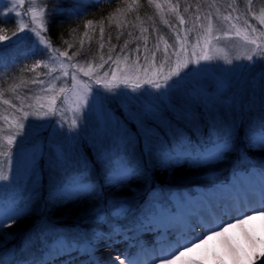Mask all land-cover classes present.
Returning a JSON list of instances; mask_svg holds the SVG:
<instances>
[{"label": "snow or ice", "instance_id": "6c2138e0", "mask_svg": "<svg viewBox=\"0 0 264 264\" xmlns=\"http://www.w3.org/2000/svg\"><path fill=\"white\" fill-rule=\"evenodd\" d=\"M6 2H10L12 7L0 14L4 20L11 18L18 6L24 7L26 4V0H0V8ZM94 2L96 4L111 3L112 0H94ZM146 2L155 8L160 21L175 37L173 43L170 44L163 35H157L155 43L149 47V35H147L149 30L143 26L145 21L139 15V9L142 6L141 0H122L123 6L118 4L107 16H101L96 21L87 19L84 22V31L79 35L77 28H71L69 32L71 40L64 39L63 33L58 34L57 38L67 46L63 51L60 47H54L48 29L51 16L63 13H60L58 8H53L51 12L47 13L49 18L46 19L47 5L39 7L37 0H31V4L27 7L26 15L30 14L29 23H23L22 20L18 22L17 31H13L11 36L0 34V42L11 41L13 38L18 41L21 39L19 34L28 30L30 34L38 38V46L43 56V58L35 59L31 65H24L20 68L18 78H15L6 88L0 85V156L5 157L9 165L12 160V147L17 143V137L25 131L26 127H31L30 124L26 125L25 123L28 118L30 116L55 115L57 100L63 97L66 101L68 93H72L75 97L76 112L85 106L98 110L109 131L114 130L120 140L127 144H132L142 138L145 151L151 155L156 134L152 128L147 127L146 121L149 115H155V106H145L142 110L137 111H132L130 107L124 106L127 120L135 124L136 132L133 133L123 121L106 108V101L111 98L127 96L126 92L117 91L121 89V86L131 88L133 92L143 89L141 94L148 93L150 95L149 88L156 89L158 90L157 99H159L175 89L188 76L204 71L205 68L201 65V61L220 58L221 53L225 51V48L220 46L221 42H224L226 46L233 38H239L242 41L243 49L234 59L257 63L264 59V31L261 30L264 28V0H259L258 10L254 0H244V12H240L238 0H195L194 4L193 0H146ZM204 5H207V11H203ZM193 7L195 11L191 12ZM221 7L227 14L221 12ZM133 13L136 14L135 20L138 23H132L131 27H138L140 35L133 36L132 31H128L127 35L137 42L136 47L130 48L132 40L125 39L123 44L119 45V52H117V44L124 35V29L128 28L131 23L128 17ZM189 13V19L186 20L184 14ZM233 13L239 14L233 15ZM75 14L68 13L67 15ZM15 15L20 17L21 13L15 12ZM167 17H174L178 21V26L171 23ZM249 17L254 19L260 27L250 23ZM148 19L152 20L153 18L150 16ZM4 20H0V23H3ZM112 24H115L117 29L115 36L117 44L112 43L111 31H107L106 34V29L111 28ZM187 24L190 26L185 27ZM97 28L98 35H93ZM152 32H158L154 20ZM190 35H192L191 40ZM139 41H143L142 47ZM93 44L96 45L95 49H93ZM2 47L3 45L0 44V49ZM105 49L107 50L105 51ZM33 55L35 54L33 53ZM78 57L82 58L84 63L79 61L72 63L74 58ZM27 58L26 56L25 59ZM223 58L228 64L233 62L226 54ZM97 59L99 63L94 64ZM192 64L201 65V67L190 68L189 65ZM105 65L108 66V71H104L100 75L99 70L103 69ZM6 66L7 63L0 57V71ZM41 66L47 71H37ZM69 67L74 69L71 72V86H62L57 91L56 81L64 80L65 84L67 83L64 78L69 77ZM57 72L59 75H56ZM25 73H34V75L25 76ZM80 74L87 77L88 80H81ZM92 84L97 87L93 88ZM146 85L148 87H145ZM33 86H39L40 93L50 94L46 97L47 110H45V104L41 102L45 97L36 95ZM22 90H25L23 95L20 94ZM9 93L11 96L6 98V94ZM105 93H112L113 97L110 98ZM13 100L18 103H14ZM29 100L33 102L26 104V101ZM26 108L28 110H25ZM76 123L77 120L73 119L71 125L74 127ZM250 143L264 150V130L251 136ZM231 147L232 140L229 134L212 141L210 146L198 148L182 146L178 152L164 153L163 162L170 165L184 158L195 164L211 165L221 160ZM64 160V153L58 151L57 162L62 163ZM134 173V169L129 168L123 161H118L110 168L106 182L113 186L123 184ZM7 179L6 171L0 164V180ZM94 191L95 189L91 185L84 183L83 178L74 177L62 190L61 196L77 198ZM22 214L19 206H9L6 215L5 206L0 202V232L6 226V219L7 226L11 227ZM257 216L264 217V194L256 203L247 200L234 206L224 207L199 222L189 216L184 217L183 226L180 228L165 227L160 218V205L153 203L146 210L144 219L149 226H156L159 239L151 249L141 247L140 252L136 255L127 254L123 258L117 256L109 264H174L175 261L182 258L186 260V264H205L204 257L198 258L189 254L200 249L213 237L221 236L237 225H245ZM3 247L0 244V264H12L5 260ZM73 253H87L89 257H94L95 248L91 244L81 248L77 242L63 238L57 239L48 249L44 258L39 262L33 260L31 264H57V261H60V264H73ZM61 257L65 259H61ZM213 258L219 261V264H226L229 258L233 264H243L246 259L236 247L231 245L227 247L224 255L214 252ZM258 259L259 264H264V254H261ZM88 264H103V262L90 258Z\"/></svg>", "mask_w": 264, "mask_h": 264}, {"label": "rangeland", "instance_id": "374dc122", "mask_svg": "<svg viewBox=\"0 0 264 264\" xmlns=\"http://www.w3.org/2000/svg\"><path fill=\"white\" fill-rule=\"evenodd\" d=\"M30 4L31 0H26L24 7L18 6L12 13L13 20L16 22L15 29L8 30V27L6 28L5 26L9 24L5 22L0 23V28L6 29L7 33L10 30L17 31V24L21 20L23 23H29L30 14L26 15V13ZM238 4L240 12H244V0H238ZM254 4L258 10L260 6L259 0H254ZM37 5L42 7L39 0H37ZM11 7V3L6 2L0 8V14ZM206 9L207 7L203 11H207ZM15 12H20L21 16L16 17ZM221 12L227 14L223 7H221ZM237 14L239 13H233V15ZM186 16L188 17H185V19L188 20L190 13ZM249 20L250 23L260 27L251 17H249ZM217 23L219 24V22ZM189 26L190 24L185 25V27ZM261 30L264 31V28H261ZM11 35L12 33L10 32L9 36ZM19 35L21 39L18 41L13 38L11 41L0 42V44L5 45L13 41L11 44H15L9 48L6 47L5 51L12 53L17 46H23L26 42L25 37H28L29 41L40 49L38 38L30 34L28 30ZM192 35H190V40ZM164 37L170 44L175 39L171 32ZM161 46L163 47V45ZM220 46L225 48L220 58L211 61H201V65L204 66L205 70L199 74L188 76L185 81L171 90L166 96L157 99L158 90L156 89L149 88L150 95L148 93L141 94L143 89L133 92L131 88H123L121 86V89L117 91L126 92L127 96L111 98L113 97L112 93H105L111 98L106 101L107 110L123 121L134 133L136 132L135 124L127 120L124 114V106L130 107L132 111L142 110L145 106H155V115H149L146 123L147 127L155 131L156 138L160 135L161 137L165 135V132L162 134L163 132L159 127L170 131L171 124L176 123V120H180L186 125H191V127L193 126L197 133L201 130L200 124L206 123L204 125L207 126V141L200 137V142L204 143L199 144V147L210 146L212 141L229 134L232 140L237 136L239 123L243 120L249 122L251 120L253 125L248 134L250 139L251 136L264 130V59H261L259 63L234 59L243 50L242 41L239 38H233L226 46L224 42H221ZM225 54L229 59H232L233 62L231 64H228L223 58ZM77 61L84 63L82 58L73 60L72 63ZM201 65L192 64L189 67L199 68ZM68 71L69 77L64 78L67 80L66 84L64 80L56 81L57 91L62 86H71V72L74 69L69 67ZM104 71H108L107 65L99 70V74L102 75ZM56 75H59V72ZM79 78L84 81L88 80L82 74L79 75ZM92 87L96 88L97 86L92 84ZM145 87L148 86L146 85ZM38 88L39 86H36L33 91L36 95L45 97L41 102L45 104V110H47L46 97L50 94L40 93ZM101 91L104 90L101 89ZM74 100L73 94L68 93L66 101H64L63 97L57 100V112L55 115L30 116L25 123L26 125L30 124L31 127H26L25 131L18 136L17 145L14 146L11 153V164L9 165L6 158L0 161L8 176L7 180H0V202L5 206L6 215L9 206H19L23 213L22 215L32 207H35L34 209L40 207L39 216L26 233L29 239L26 237L21 245L18 241L14 246L8 247L3 251L4 258L7 261L15 260L16 256L19 255L34 259L35 256H32L38 252L39 247L43 246L42 249L46 248L56 235H69L77 238L86 237L91 232L97 233L93 231L94 224L103 223L111 226L112 224L110 223L114 222L116 224L119 218L127 220L133 213L147 209L148 205L154 200L153 198L166 199L168 197L170 191L165 189L170 186L159 187L156 185L149 189L148 195L137 205H135V198H137L135 196L137 195L130 192L119 197H112L107 200V203L104 200L101 206L89 203L86 208L72 210V208L79 207L76 206V202L81 196L77 199L63 198L61 196L62 190L72 178H83L84 183L93 187L92 184L98 180V172H102L106 179L110 168L118 161H123L135 171L143 172L144 165L140 163L139 157L142 155L141 151H145L142 138L132 144L121 141L114 130L109 131L107 129L104 118L98 110L89 109L85 106L79 112H76ZM32 102V100L27 101V103ZM25 110L28 109L26 108ZM73 119L77 120L74 127L71 125ZM170 137L172 143L161 147L163 150L159 156L160 162H163L164 153L178 152L182 146H191V144L187 143L189 139H186L187 136L184 131ZM178 137H181L183 141L181 139L177 140ZM86 147L90 148L94 159H91ZM58 151L63 152L65 155V160L62 163L57 162ZM249 161L251 160H248L245 154H240V158L237 159L235 164L241 167V165L250 163ZM197 165L199 167L197 166L196 170L188 171L187 174L182 175L184 181H192L189 178L191 175L194 178L193 180L196 179L195 177H199L197 180L210 182V179L214 181L222 174L229 172V169L225 168L223 170L224 168L216 163ZM151 166H153L152 163ZM190 187L196 188L197 186ZM93 188L95 189V187ZM172 194L174 192L169 195ZM54 202L63 206L68 204L66 210L68 209L69 211L63 217H55V220H66V218L71 217L82 222H77V227L75 225L72 227L69 222L54 223L48 220L50 215L45 212V207ZM71 204H75V206ZM106 209L108 210L106 211ZM102 210L106 217L101 214ZM44 216L48 219H41ZM90 217H96L97 219L95 220L98 222H89ZM39 237L42 238L40 241Z\"/></svg>", "mask_w": 264, "mask_h": 264}, {"label": "trees", "instance_id": "16d2710c", "mask_svg": "<svg viewBox=\"0 0 264 264\" xmlns=\"http://www.w3.org/2000/svg\"><path fill=\"white\" fill-rule=\"evenodd\" d=\"M39 3L42 7L47 5V12H46V19H48V12H51L53 8H58L60 13L63 14H53L51 16V23L48 25L49 33L53 42L54 47H60L63 51L64 48L67 46L62 44L61 40L58 39V34L63 33V38L66 40H71L69 36V32L71 28H77V34H81L84 31V22L87 19H92L94 21L99 20L101 16H107V14L112 11L118 4L122 5V0H112L111 3H101L96 4L94 0H39ZM195 3V0H193V4ZM141 8L139 9V15L141 16V19L145 21L144 27L148 28L149 35V47H152L155 43V37L157 35H169V29L166 25H164L161 21L158 15H156L155 8L153 6H149L146 2V0H141ZM207 7V5L203 6V9ZM183 9V4L181 5V11ZM194 9V7H193ZM191 9V12L194 10ZM208 10V8L206 9ZM214 10V9H213ZM1 13V12H0ZM68 13H76L75 15L68 16ZM135 13L131 14L128 17V20L131 22L129 24V27L124 29V35L120 38L119 44H117V41L115 39V36L117 35V29L115 24L111 25V28L106 29L107 31H111L113 40V44H117V52H119V45L123 44L125 39L132 40V37H128L127 32L132 31L133 36H139V28H132V23H138L135 20ZM185 17H188L184 14ZM152 17V20H149V17ZM13 16L7 20H4V17L0 15V20H4L5 23H8L9 25L5 26L8 30L9 29H15L16 28V22L13 20ZM171 23L178 25V21L175 20L174 17H167ZM9 20V21H8ZM11 20V21H10ZM153 20L155 21V27L158 29L157 33L152 32V24ZM107 24V21H105ZM4 27V28H5ZM3 28H0V34L8 35L10 32L13 31L10 30V32L6 33V29L3 31ZM93 35H98V28L96 33ZM26 42L23 44V46H17L12 53H8L5 51L6 47L14 46L15 44L7 43L3 45L2 49H0V57L3 58V61L7 63V66L0 71V85H3L5 88L8 86V84L12 83L15 78H18L19 76V70L24 65H31L35 59L43 58L41 55L40 49L37 46H34L28 39V37H25ZM136 41L132 40V43H130V48L136 47ZM141 44V47L143 46V41H139ZM87 46V45H86ZM96 45L93 44V49H95ZM162 47V46H161ZM7 48V49H8ZM107 49H105L106 51ZM33 53L35 55H33ZM71 54V53H70ZM115 57V53L113 54ZM28 57L25 59V57ZM81 58H74V60H78ZM94 63H99V60L97 59ZM37 71L39 72H46L47 69L43 68L41 66ZM34 73H25V76H32ZM36 86H33V89ZM25 90L21 91V95L24 94ZM30 95V93H29ZM11 94H6V98H9ZM14 103H18L17 101L13 100ZM27 103V101H26ZM176 123H172L170 127L171 130H167L165 128L159 127L160 130L163 132V137L158 136L155 140L154 148L149 155L146 151H141L142 155L139 157L140 163L144 165V171H135L134 175L127 181H125L123 184L119 185H111L106 182V179L104 177V174L102 172H98V180L97 182L93 183V187H95V191L91 192L89 194L83 195L79 198L76 202V206H79L74 209H83L86 208V206L89 205V203L94 204L96 206H101V203L105 200L107 203L108 199H111L112 197H119L124 194H128L130 192H133L134 195L136 194L137 198L142 201V199H145L146 195L150 191L149 189L152 186H170V187H186L194 185L195 183H201L202 180H197L199 177H195L196 179L193 180V176L190 175L189 178H191L192 181L186 182L184 179H182V175L187 174L188 171L196 170L197 166L199 165L192 163L191 160H185L184 158H181L178 162H173L172 164H166L164 162H160V153L163 150L161 148L166 144V146L171 142V135L175 136L181 131L186 132V139H189L187 143L191 144L192 148H198L199 144H202L204 142H200V137H203L205 141H207V133L206 129L207 126L204 125L206 123H202L201 130L197 133L193 129V126L186 125L184 122L180 120H176ZM253 125L252 121L250 120H243L239 123V128L237 131V136H235L232 139V147L230 150L225 154V156L215 163L219 166H222L225 170V168L228 170H231L235 167H237L236 161L240 158V154H245L246 158L248 160L254 161H261L264 160V150L259 149L257 146H253L250 143L249 139V130L251 126ZM197 126V125H196ZM175 129V130H174ZM169 131V132H167ZM243 134V137H242ZM206 137V138H205ZM164 138V139H163ZM18 139V137H17ZM178 139H183L181 137H178ZM17 144H14L12 147V150L14 149V146ZM86 149L89 152V155L91 156V159H94V156L92 154V151L89 147H86ZM5 159V157L0 156V161ZM159 160V161H158ZM249 161L250 163H252ZM151 163L153 166H151ZM231 167V168H230ZM146 168V169H145ZM203 178V177H200ZM76 198V199H77ZM74 205L75 204H71ZM137 205V204H136ZM66 206L58 205L56 202L53 204H48L45 207V212L47 211V214L51 217H63L66 214L69 213L68 209L66 210ZM95 206V207H96ZM139 206V205H138ZM108 207V206H106ZM35 207L30 208L24 215H22L19 219L15 221L11 225V227L7 226V220L5 221V228L2 232H0V244H2L3 251L11 246H14V243L18 242L20 238L30 229L31 224H33L36 220V218L39 216L38 211L40 210V207L37 209H34ZM108 209H106L107 211ZM105 211V212H106ZM104 217L106 215L102 213ZM120 216V215H119ZM92 223L98 222L95 220V218L90 217V221ZM103 224V223H102ZM10 236V237H9ZM13 238V239H12Z\"/></svg>", "mask_w": 264, "mask_h": 264}, {"label": "bare ground", "instance_id": "6f19581e", "mask_svg": "<svg viewBox=\"0 0 264 264\" xmlns=\"http://www.w3.org/2000/svg\"><path fill=\"white\" fill-rule=\"evenodd\" d=\"M208 183L209 181L201 182L196 188H189L186 186L187 192H184L183 195L178 190L179 186L165 189L167 191L175 189L177 192L168 195V197L164 199L170 202L169 206L171 208L168 212L164 211L163 213L160 211V218L163 225L165 227L171 226L173 228H180L183 226L184 217L189 216L199 222L201 219L208 218L213 213L219 212L224 207L234 206L247 200H252L254 203L258 202V200L262 198V194H264V160L242 165L241 168L233 172L226 183H222L221 186H212L209 191L201 187ZM135 199L136 205L139 198ZM153 199L151 204L157 203L161 208L162 199L158 197ZM178 199L181 200V203H179ZM146 210L147 209L139 210V212L134 215L135 220L137 221L138 219L137 222H130L127 226L120 224L118 227H115L114 230L105 232V234L90 233L85 238L83 236H81L82 238L79 237L78 240L82 241L83 239V242H80L81 244L78 243L81 248L91 244L95 248V255L94 257H89L87 253H73V264H88L90 258L101 260L103 264H109V262L117 256L123 258L127 254L136 255L140 252L141 247L151 249L159 239L157 236L158 229L155 225L149 226L145 219L142 221L140 220L141 216H145ZM44 218L48 219L45 216L41 219ZM93 218L97 219L96 217ZM225 219L227 218L225 217ZM48 220L54 223L69 222L72 227L73 225L77 227L76 223L82 222L81 220L71 217L66 218V220H55L50 216ZM110 224L112 225L108 226L105 224L107 229L115 225L114 222ZM94 225L93 230L103 228L102 224ZM26 237L29 239L28 234L20 238V245L24 242L23 240ZM54 238H64L68 240L71 236L56 235L53 239ZM41 239L42 238L39 237V241ZM15 244L16 242L14 245ZM229 245L236 247L240 254L246 257L243 264H259L258 257L264 254V217L257 216L245 225H237L236 227L230 228L223 235L213 237L206 244L202 245L200 249L195 250V252L189 255L197 256L198 258L204 257L205 264H219V261L213 258V253L224 255ZM40 248L42 249L43 246ZM46 253L47 252L41 255V250L38 251L35 260L39 262L45 257ZM61 259L65 258L61 257ZM10 262H12V264H25L24 260L18 259H13ZM27 262L26 264H31V261ZM57 264H60V261H57ZM174 264H186V260L182 258L181 260L175 261ZM226 264H233V261L229 258Z\"/></svg>", "mask_w": 264, "mask_h": 264}]
</instances>
